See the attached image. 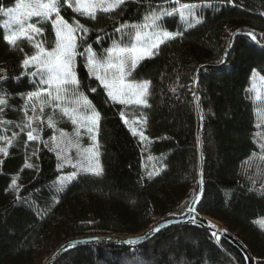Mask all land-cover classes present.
<instances>
[{"label":"trees","instance_id":"obj_1","mask_svg":"<svg viewBox=\"0 0 264 264\" xmlns=\"http://www.w3.org/2000/svg\"><path fill=\"white\" fill-rule=\"evenodd\" d=\"M159 3L160 0H154ZM199 3L201 0H182ZM15 0H0L11 7ZM213 8H204L198 15L202 23L184 31V35L160 46L158 55L138 66L136 79L152 82L150 108H124L105 103L102 89L91 93L87 85L98 81L89 78L84 62L77 57L76 70L82 90L101 113L99 132L102 176L80 175L57 192V158L43 144L37 157H31L36 143L14 145L5 157L0 153V264H42L43 249L49 252L63 242L97 235H136L152 224L177 217L193 206L194 196H203L197 206L201 214L224 224L250 252L253 264H264V230L254 221L264 220V170L257 175L256 162L249 160L258 152L254 133L256 117L250 88L253 69L264 76V0H212ZM121 20H135L144 9L124 6ZM61 15L69 23L79 19L85 26L105 28L112 32L113 20L101 15L92 21L80 17L65 6ZM4 16L0 13V21ZM178 17L164 21L169 31H177ZM183 30V27L180 28ZM253 31L257 43L245 33ZM0 28V65L8 79L3 88L10 93V107L3 119H22L19 108L23 100L18 94L33 90L31 79L18 77L20 62L32 53L27 40L18 41L11 49L2 39ZM50 41L54 34L46 32ZM96 32L88 34V43L96 51ZM111 41L107 38L103 47ZM231 45V47H229ZM19 49H23L21 52ZM82 50V49H81ZM225 50L228 55L225 56ZM223 59V63H218ZM203 66V67H202ZM198 78L195 86L193 79ZM175 87L176 92L171 89ZM205 113L203 126L198 101ZM141 113L148 117L145 145L134 136L120 117ZM0 135L11 137L19 129L0 125ZM53 130L44 126L41 137L47 140ZM199 137V141H198ZM254 139L256 143H254ZM20 140H26L22 135ZM2 141H0V146ZM28 157H31L30 159ZM155 160L159 175L149 178L145 161ZM37 168H25L26 163ZM248 161V163H245ZM203 169V189L199 184ZM67 171V170H63ZM257 180L255 186L248 179ZM13 177L22 186L17 193L10 187ZM55 197L59 202L53 201ZM26 201L27 203H25ZM174 213L175 215H170ZM54 264H246L242 253L230 242L216 240L210 232L192 225H177L157 234L144 244L131 248L116 244L85 245L64 253Z\"/></svg>","mask_w":264,"mask_h":264},{"label":"snow or ice","instance_id":"obj_2","mask_svg":"<svg viewBox=\"0 0 264 264\" xmlns=\"http://www.w3.org/2000/svg\"><path fill=\"white\" fill-rule=\"evenodd\" d=\"M227 2L232 3V0ZM129 3L137 5L138 13L143 8V14L135 20H121L120 17L127 10L124 6ZM65 6L78 16L92 21L98 20L101 15L111 18L112 32L109 33L105 28H89L75 17L72 18V23H69L61 15ZM213 7L212 0H201L199 3L182 2V0H160L159 3H155L154 0H15L12 7L0 4V13L7 17L6 21H0V28L4 29L3 41L11 49H16L20 40H27L35 48L33 55H25L19 64L22 71L18 77H14L16 80L20 77L30 78L33 89L18 94L23 100L19 108L23 116L19 123L2 118L5 108L10 107L8 97L11 94L3 88V82L8 79L7 74L0 75V125H11L19 129V131H13L11 137L6 134L0 135V141L6 142L3 147H0V153L7 157L9 149L14 145L23 144L27 147L29 142H33L37 144V147L33 149L31 157H37L41 150L39 144L42 143L49 152L55 153L58 171H62L69 165L74 169L66 175L57 177V192L63 191L67 184L80 175L102 176L104 169L99 159L101 145L98 139L102 117L82 90V82L76 70L77 57L83 60V66L87 69L89 78L98 81L96 87L89 83L88 90L91 93H97L98 89H102L105 94V103L119 104L124 108H150L152 82L148 79H136L138 66L146 59L158 55L162 44L183 36L184 31L202 23L198 12L202 13V9ZM174 17H178V30L169 31L164 21ZM181 27L183 30H180ZM48 31L54 34V39L50 41L51 47L45 46L49 43L46 37ZM93 31L96 32L95 43L101 49L99 52L88 43V34ZM246 35L260 43L252 31L247 32ZM38 37L44 39L38 40ZM106 38L111 43L108 47H103ZM19 50L23 52V49ZM228 54L225 50V56ZM223 62V59L218 61V63ZM0 72L4 70L0 69ZM251 80L252 87L246 91L256 92L255 97H249V99H252L253 113L258 121L255 127L262 129L264 127V94L257 91L256 83L259 81L264 84V76L253 69ZM193 83H197L196 78L193 79ZM171 90L177 91L175 87ZM192 95L199 101L195 91ZM197 109L201 111V120H203L199 103H197ZM119 114L123 122L128 125L125 111L122 109ZM65 119L73 125L72 133L58 127L59 123ZM139 122L146 127L148 117L141 113ZM45 125L53 130V134L47 140L41 137ZM129 130L134 136L138 135L141 142L148 139L143 129L138 131L129 125ZM0 131L6 132L7 128ZM22 135H26V140H20ZM85 136L90 141L87 146L81 143ZM254 137L260 140L257 145L260 155L253 152L249 160L258 159L264 162V130L254 133ZM253 142L256 143V140L254 139ZM72 149H75L76 153L75 162L69 155ZM24 167L39 170L37 165L28 163L27 160ZM164 167L166 165H162V168L156 169L155 172H150L149 178L159 175ZM259 174L258 168L257 175ZM17 179L18 177L12 178L10 187L18 194L17 201H23V198L19 196L22 186L17 184ZM248 179L253 186L256 185V179L252 176ZM198 183L202 184L203 179L201 178ZM259 191L264 194V183L260 184ZM198 198V195L194 196L193 201ZM53 201L59 202L55 197ZM186 206L189 213L195 211L190 204ZM194 219L193 217L192 220ZM254 223H258L264 230V220L254 221ZM152 231L159 232L160 228L157 226ZM147 235L146 233V238ZM128 243L134 244L135 241H128Z\"/></svg>","mask_w":264,"mask_h":264},{"label":"water","instance_id":"obj_3","mask_svg":"<svg viewBox=\"0 0 264 264\" xmlns=\"http://www.w3.org/2000/svg\"><path fill=\"white\" fill-rule=\"evenodd\" d=\"M245 33H237L238 34H245ZM198 85V78H197V83L195 86ZM200 109H202L201 104H200ZM204 117V115H203ZM203 126L201 129V145L203 148V142H204V125H205V117L202 120ZM201 178L203 179V169L201 171ZM200 178V180H201ZM202 189H203V183H202ZM203 196V190L194 205L195 211L192 212L191 214L183 217H175L171 219H166L157 222L156 224L150 226L146 231L140 234L136 235H128V236H120V235H97V236H89V237H79V238H73L70 240H67L63 242L56 251L53 252V254L43 263V264H54L64 253L75 249L77 247L85 246V245H93L97 243H108V244H116L120 246H127V247H138L145 242L149 241L150 239L154 238L157 234L162 232L163 230H166L168 228L177 226V225H192L196 226L199 228H202L204 230H207L210 232L212 235H218L220 238H223L233 244L244 256L246 264H253V258L248 251V249L234 236L232 235L227 229H220L216 226H212L208 224L206 219L204 218H198L195 215V212L197 210V206ZM195 218L194 221L192 218ZM159 227L160 231L155 232L152 231L153 228ZM147 235V238L145 237V234ZM128 241H135L134 244L128 243ZM71 245V246H70Z\"/></svg>","mask_w":264,"mask_h":264},{"label":"rangeland","instance_id":"obj_4","mask_svg":"<svg viewBox=\"0 0 264 264\" xmlns=\"http://www.w3.org/2000/svg\"><path fill=\"white\" fill-rule=\"evenodd\" d=\"M14 6V5H13ZM12 7V6H11ZM7 20V17H5L4 16V20L3 21H6ZM38 40H40V39H44L43 37H38L37 38ZM45 46H47V47H51V46H49V45H45ZM34 52H35V48L33 49V51H32V53L31 54H29L28 56H31V55H33L34 54ZM99 52V51H98ZM0 69H3L4 70V72H0V75H4L5 74V68L2 66V65H0ZM260 74V73H259ZM261 75V74H260ZM253 76V75H252ZM262 76V75H261ZM252 87V80H251V83H250V88ZM256 89H257V91L258 92H260L261 94H264V84H261L259 81H257V83H256ZM255 95H256V92H251V97H255ZM29 115H31V113H29ZM128 119V121H129V124L127 125L128 127H129V125L131 126V127H134V128H136L138 131L139 130H141V129H143V131H144V133H145V136L146 137H148L147 136V133H146V127H144L143 125H141V123L139 122L140 121V116H138V115H133L132 117H130V118H127ZM258 121H257V118H256V123H257ZM58 127L59 128H63L66 132H68V133H72V130H73V125L71 124V122L70 121H68L67 119H65L64 121H62L61 123H59V125H58ZM262 130H264V127H262V129H259V131H262ZM138 136V135H137ZM139 137V136H138ZM139 139H140V137H139ZM257 139H258V142L260 143V140H259V138L257 137ZM141 141V140H140ZM150 140H149V138L146 140V141H144L143 143L146 145L148 142H149ZM6 142L5 141H2V144H1V146L0 147H3L4 146V144H5ZM81 143L84 145V146H87L89 143H90V141H89V138L87 137V136H85V137H83V139H82V141H81ZM3 154V153H2ZM257 154H258V156L260 155V149L258 150V152H257ZM69 155H71L72 157H73V162H75V158H76V153H75V149H72L70 152H69ZM254 162H256V167H258L260 170H264V162H261V161H259L258 159L257 160H254ZM156 166H155V160L154 159H148L147 161H145V170H146V173H147V175H149V173L150 172H155L156 171ZM63 170H67L66 172L65 171H63ZM62 170V173H61V175L62 174H67V173H70V172H72V171H74V169L69 165V166H66L64 169ZM257 171V170H256ZM57 184H58V182H57ZM68 185V184H67ZM187 213H189V211H188V208L187 209H185L182 213H180L179 214V216H181V214L182 215H186ZM199 216H203V217H205L206 218V220H207V217H209V216H207V215H204V214H201V213H197ZM209 218H211V217H209ZM212 219H214V218H212ZM215 221H217V222H219L221 225H222V228L223 229H227L225 226H224V224L222 223V222H220V221H218V220H216V219H214ZM208 222V221H207ZM154 224H156V223H154ZM153 224V225H154ZM208 224H210V225H212V226H214V225H216V224H214V222H213V224H211V223H209L208 222ZM217 227V226H216ZM50 250H49V248L48 247H44V249H43V260H42V264L49 258V256L52 254V252L53 251H51V252H49Z\"/></svg>","mask_w":264,"mask_h":264},{"label":"bare ground","instance_id":"obj_5","mask_svg":"<svg viewBox=\"0 0 264 264\" xmlns=\"http://www.w3.org/2000/svg\"><path fill=\"white\" fill-rule=\"evenodd\" d=\"M198 103H199V105L201 104L200 101H198ZM201 107H202V104H201ZM199 111H200V110H199ZM200 113H201V111H200ZM202 114H203L204 117H205V113H204L203 107H202ZM258 131H259V129H258ZM207 221H208L209 223H211V224H213V222H214V224H216V225H214V226H217L218 228L223 229V228H222V225H221L219 222L215 221L214 219L207 217ZM215 237H216V239H218V236H217V235H215ZM56 250H57V248H56L55 250H53V252L56 251ZM53 252H52V254H53ZM52 254H51V255H52ZM51 255H50V256H51ZM50 256H49V257H50Z\"/></svg>","mask_w":264,"mask_h":264}]
</instances>
